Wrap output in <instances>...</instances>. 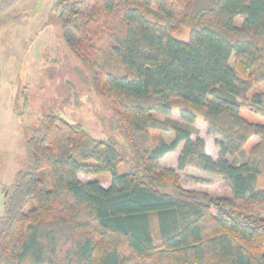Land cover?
Wrapping results in <instances>:
<instances>
[{"label": "trees", "instance_id": "trees-1", "mask_svg": "<svg viewBox=\"0 0 264 264\" xmlns=\"http://www.w3.org/2000/svg\"><path fill=\"white\" fill-rule=\"evenodd\" d=\"M55 6L74 73L109 106L136 164L121 171L126 159L116 141L42 114L24 132L26 168L6 190L0 264H264V122L241 113L264 115V0ZM174 110L188 124L203 120L216 158L204 139L155 117ZM150 129L174 137L151 140ZM188 166L222 175L231 195L162 190ZM79 173L95 178L83 182Z\"/></svg>", "mask_w": 264, "mask_h": 264}, {"label": "rangeland", "instance_id": "rangeland-1", "mask_svg": "<svg viewBox=\"0 0 264 264\" xmlns=\"http://www.w3.org/2000/svg\"><path fill=\"white\" fill-rule=\"evenodd\" d=\"M56 1L0 0V224L5 214L6 190L13 185L17 172L26 168L24 132L35 127L44 113L81 123L94 138L116 141L126 159L120 165L121 171L136 164L109 106L92 95L87 81L74 73L77 61L62 42ZM237 23L241 24L242 19L239 18ZM230 63L233 65V57ZM263 89L264 85L258 90ZM241 113L251 121L264 122V115L258 111L243 107ZM155 117L165 125L176 124L189 129L193 139H204L207 154L218 156L219 148L201 118L188 124L181 119L178 110L169 116L156 113ZM159 137L171 141L174 132L150 129L151 140ZM258 141V137H252L242 153ZM183 146L181 143L176 151L161 159V166H171ZM78 176L83 182L95 178L83 173ZM99 179L102 186L108 187L111 174H101ZM177 186L184 191L213 197L231 195L222 175L194 166L179 172L177 182L165 184L162 190L173 192ZM33 207L34 201L30 199L25 211Z\"/></svg>", "mask_w": 264, "mask_h": 264}, {"label": "crops", "instance_id": "crops-1", "mask_svg": "<svg viewBox=\"0 0 264 264\" xmlns=\"http://www.w3.org/2000/svg\"><path fill=\"white\" fill-rule=\"evenodd\" d=\"M215 158V157H214Z\"/></svg>", "mask_w": 264, "mask_h": 264}]
</instances>
